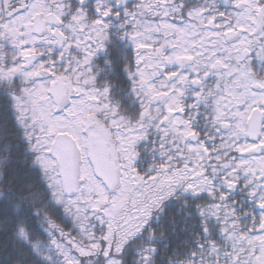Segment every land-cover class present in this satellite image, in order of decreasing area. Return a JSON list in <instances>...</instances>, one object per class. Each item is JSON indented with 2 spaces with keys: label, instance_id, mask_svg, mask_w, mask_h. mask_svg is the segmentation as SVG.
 <instances>
[{
  "label": "snow or ice",
  "instance_id": "obj_1",
  "mask_svg": "<svg viewBox=\"0 0 264 264\" xmlns=\"http://www.w3.org/2000/svg\"><path fill=\"white\" fill-rule=\"evenodd\" d=\"M0 264H264V0H0Z\"/></svg>",
  "mask_w": 264,
  "mask_h": 264
}]
</instances>
